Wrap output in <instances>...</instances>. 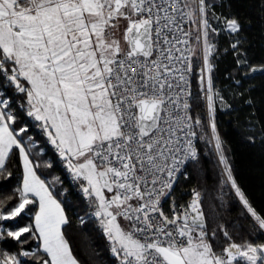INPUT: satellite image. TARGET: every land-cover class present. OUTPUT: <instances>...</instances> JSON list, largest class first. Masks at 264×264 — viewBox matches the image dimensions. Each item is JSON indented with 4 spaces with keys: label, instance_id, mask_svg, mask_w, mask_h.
<instances>
[{
    "label": "snow or ice",
    "instance_id": "1",
    "mask_svg": "<svg viewBox=\"0 0 264 264\" xmlns=\"http://www.w3.org/2000/svg\"><path fill=\"white\" fill-rule=\"evenodd\" d=\"M208 9L206 0H0V176H12L6 162L14 149L21 160L16 203L5 210L0 200V242L10 239L19 250L0 249V264L39 261L41 252L43 264H80L66 236L75 193L56 192L59 177L37 174L32 149L43 150L29 134L33 126L78 185L87 204L79 223L85 216L97 222L118 264H264V213L238 185L217 131L216 102H226L213 87L210 36L219 29ZM224 30L241 32L239 18H225ZM240 44H231L237 68L264 73V64L240 54ZM198 49L206 121L192 108ZM9 86L23 94L19 113ZM23 117L34 124L14 127ZM198 140L213 146L221 186L234 190L252 221L239 242L235 226L209 227L199 191L187 205L175 203L185 166L199 162ZM30 240L37 246L24 249Z\"/></svg>",
    "mask_w": 264,
    "mask_h": 264
},
{
    "label": "trees",
    "instance_id": "2",
    "mask_svg": "<svg viewBox=\"0 0 264 264\" xmlns=\"http://www.w3.org/2000/svg\"><path fill=\"white\" fill-rule=\"evenodd\" d=\"M206 3L209 5V19L213 27L219 29L218 35L210 36L216 44V51L212 57L213 87L226 102L225 104H221L219 100L216 102L217 131L238 185L253 206L264 213V73L245 75L237 68V56L231 48V44L239 39L240 54L246 55L253 65L264 64V0H206ZM212 13H215V17L219 19L213 17ZM233 16L239 18L242 30L230 35L224 30V20ZM199 57L198 49L194 59L192 84L193 94L198 96L199 100L192 105V108L194 115L198 114L202 121H206V110L198 79ZM7 95L13 101L14 110L19 113V104L25 103L23 94L17 93L14 86H9ZM22 122L30 126L34 124L31 118L23 117L14 127L18 128ZM204 131L207 133L210 129L206 126ZM29 134L34 139L39 136L37 143L43 150L37 154V149H32V157L41 164L37 174L47 180L59 177L61 183L56 184V192L64 189L69 193H75L71 199L76 207L66 206V214L70 219V224L66 226L69 229L66 236L80 264H118L116 258L109 253V242L97 222L85 216L87 222L83 225L79 223L78 216L85 215L87 204L79 192L77 183L72 181L70 173L67 172L52 146L44 142L45 137L39 133L38 128L30 127ZM197 145L200 152L199 162L189 163L190 177L186 187L194 188L201 193L202 207L209 227L224 224L231 232L230 226H235L240 229L239 234L233 233L234 238L239 242L242 236L252 231V221L244 214L234 190L227 185L221 186L222 165L219 164L218 154L213 146L206 145L200 140L197 141ZM46 162H51L52 167H44ZM6 168L12 176L8 178L0 176V185H9L7 192H0V200L5 201L3 205L5 210L16 203L18 195L13 190L20 180L21 160L15 149L6 162ZM9 195L11 199H7ZM60 198L65 199V197ZM2 223L10 225L14 222ZM258 237L257 232L248 238ZM36 246L37 242L30 240L23 247L31 250ZM0 249L11 252L19 250L16 242L10 239L0 242ZM38 255L43 257L39 261L35 258L22 259L26 264H43V259L47 257L42 252Z\"/></svg>",
    "mask_w": 264,
    "mask_h": 264
},
{
    "label": "built area",
    "instance_id": "3",
    "mask_svg": "<svg viewBox=\"0 0 264 264\" xmlns=\"http://www.w3.org/2000/svg\"><path fill=\"white\" fill-rule=\"evenodd\" d=\"M199 54H200V52H199ZM194 59H195V56L193 57V69H194V63H195ZM201 66H202V62H201V60H200V62H199V67H201ZM198 69H199V68H198ZM198 74H199V73H198ZM192 78H193V73L191 74V91H192V93H193ZM202 99H203V101H204V106H205V105H206V100H205V98H204L203 93H202ZM205 110H206V107H205ZM197 148H198V145H197ZM188 165H189V164H187V165L185 166V171L187 172V176H188V178H187V179L180 178V179L178 180L177 184L174 185V188H173V192H172V194H173V196H174V198H175V203H176L177 205H187V204L191 201V199H192V193H193V190H195L194 188L186 187V183L188 182L189 177H190V175H189V171H188ZM66 170H67V169H66ZM67 172H68V171H67ZM68 173H69V172H68ZM73 182H74V181H73ZM74 183H76V182H74ZM201 204H202V201H201ZM170 206H171V202H169V203H165V204H164V210H165L166 213L169 211ZM108 251H109V249H108ZM109 253H110V251H109ZM110 254H111V253H110Z\"/></svg>",
    "mask_w": 264,
    "mask_h": 264
}]
</instances>
